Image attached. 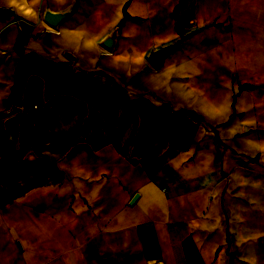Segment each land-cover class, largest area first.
<instances>
[{"label": "crops", "instance_id": "1", "mask_svg": "<svg viewBox=\"0 0 264 264\" xmlns=\"http://www.w3.org/2000/svg\"><path fill=\"white\" fill-rule=\"evenodd\" d=\"M0 264H264V0H0Z\"/></svg>", "mask_w": 264, "mask_h": 264}, {"label": "water", "instance_id": "2", "mask_svg": "<svg viewBox=\"0 0 264 264\" xmlns=\"http://www.w3.org/2000/svg\"><path fill=\"white\" fill-rule=\"evenodd\" d=\"M6 125L8 126V129H9V132L11 135H15L16 133V119L15 117H9L7 122H6ZM136 198V194L133 196V199Z\"/></svg>", "mask_w": 264, "mask_h": 264}]
</instances>
